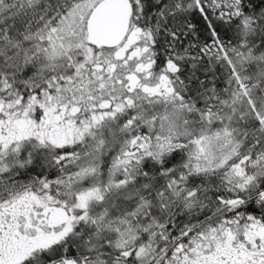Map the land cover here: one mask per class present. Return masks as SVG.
Here are the masks:
<instances>
[{
	"label": "snow or ice",
	"instance_id": "snow-or-ice-1",
	"mask_svg": "<svg viewBox=\"0 0 264 264\" xmlns=\"http://www.w3.org/2000/svg\"><path fill=\"white\" fill-rule=\"evenodd\" d=\"M0 264H264V0H0Z\"/></svg>",
	"mask_w": 264,
	"mask_h": 264
}]
</instances>
